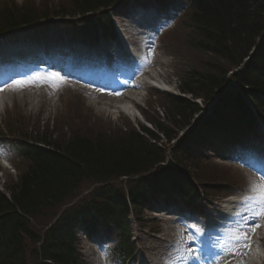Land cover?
Masks as SVG:
<instances>
[{"label": "trees", "instance_id": "trees-1", "mask_svg": "<svg viewBox=\"0 0 264 264\" xmlns=\"http://www.w3.org/2000/svg\"><path fill=\"white\" fill-rule=\"evenodd\" d=\"M112 1L72 0L71 6L78 12L86 13L110 5ZM211 3L206 2L204 7L200 0H192L197 11L192 22L198 35L190 36L188 45L198 50L203 58L199 59L196 69H190L180 87L184 95H191L192 101L176 96L164 97L168 105L164 111L165 116H158L156 120L148 118L154 131L145 126L141 132L132 128L120 135L110 136L89 131L85 135L75 133L63 141H51L45 135L43 140L49 150L32 148L31 152H24L27 159H33L32 166L14 189L12 203L0 195V264H29L30 245L39 243L40 238L31 230L27 218H39L47 211L56 210L84 182L106 184L123 177L153 173L144 179L148 185L143 191L142 183H138L130 192L133 204H138V200H151L160 187L187 186L180 172L181 166L187 168L188 161L182 157L185 149L177 145L170 156L172 161L167 168H162L167 159L164 141L174 140L176 132L192 124L194 116L201 112L195 100L202 97L208 101L224 86L230 67L240 66L243 58L248 55L252 41L264 26V0H211ZM34 15L35 12L27 7L23 13L21 9L18 12L16 8H4L0 13V30L13 27L19 21H24V18L34 19ZM248 21L250 25L246 27ZM249 65V73H241L235 79L242 82L239 83L241 86L248 87L244 97L241 100L235 95L226 97L225 102L216 107L215 119H207V132H213L219 126V116L228 121L234 114L237 121L249 125L250 121L245 120L246 114L240 119L236 114L243 109L244 99L263 110L264 52ZM193 133L192 139L198 140L201 126L198 129L196 127ZM98 194L100 203L68 212L54 228L47 231L41 247L31 251L36 260L31 264H45L38 262L39 258L54 264H79L74 242L68 238L69 228L77 215L83 211L93 216L113 214L126 207L125 196L119 191L104 188ZM95 206L101 208L97 214L92 210Z\"/></svg>", "mask_w": 264, "mask_h": 264}, {"label": "rangeland", "instance_id": "rangeland-1", "mask_svg": "<svg viewBox=\"0 0 264 264\" xmlns=\"http://www.w3.org/2000/svg\"><path fill=\"white\" fill-rule=\"evenodd\" d=\"M12 1L17 2L19 6H23L31 0ZM55 2H61L62 6L68 9L71 0H32V4H29L28 6L36 9H44L48 8V6ZM52 23L54 22L49 21V23L44 24L43 27L48 28ZM124 24H126V22H122L120 19L117 23V26H119V29L123 36L126 37L128 36V27L124 26ZM183 25L173 33L167 34V36L160 41V49L159 51H156L154 56L155 66L153 69L155 75H158L161 80L164 81L168 90L173 94H179V90L177 88H179L180 83H182V80L179 81V79H176L175 77V62H173L171 59V57H173L174 60H176V57L173 56L174 51H177V61L179 62L177 68L179 73L185 71L186 67L196 69V66L199 62L195 54H200L196 49L188 45L190 37L186 38L187 35H185L181 30L183 28ZM249 25L250 24L248 21L246 27ZM53 29L56 30L55 28ZM189 34L190 36H194L190 27ZM187 45L190 49L187 47ZM142 46L144 47V44H142ZM168 55L171 57H169ZM63 83L61 81H58V87L44 84V88L39 90V95L45 100L44 103L41 102V104H39L38 106L36 105L34 97H29V94H27L34 87L18 85L15 88L11 89V94H7L5 97L7 98L9 96H12V98L15 99L9 100L8 103L5 104L4 110L0 112V130L4 129L6 125H12L16 131L15 135L10 136L13 140H16L17 138L21 140L23 138L22 136L25 135L26 131L29 129L40 131L41 134H43V132L44 134L47 133L53 141L54 138L58 141H63L64 139H68L72 135H75V133L87 134V132L89 131H92L95 134H98V132H102L106 136L117 134L120 135L123 131H130L132 128H136L137 130H139L140 124L149 125V122L146 121L147 117L149 119L156 120L158 116H165L164 111L168 107L166 102L159 101L156 92H148L151 87H148V84L145 83L144 89L136 91V97L137 99H139L137 101L136 107L139 113H137V118L133 120L128 118L123 113H120V115H116L110 113V111L107 110H103V112L101 111L100 108H103L105 104L108 105L111 100L109 99L111 98V96H105L101 94L97 95L98 99L96 100H100L101 104L99 105L102 106H98V108L96 109L93 108V106L95 107L96 105H93L92 102L94 100L91 99L92 97H94L91 93L94 92L86 89L87 92L81 94L77 90L78 87L76 85L65 86ZM34 91L35 93H33V95L37 96V90ZM65 92L68 93V98L72 100L75 96L78 97L82 95V102L86 107L84 106L83 108V106H81V112L75 109L69 115L65 108L68 105H73V103L68 102L71 101L70 99H65ZM89 102H91L93 106H90ZM48 103H50V105H48ZM204 104L206 103L202 102L203 106H205ZM15 106H17V108H15L17 109V111L14 109ZM8 111H10V114L7 115ZM15 114L18 115L16 116ZM149 128L151 129V125H149ZM183 130L184 129L176 132L178 138H181V132ZM229 132L230 138H232L233 135L239 136L241 134V132L236 129L230 130ZM246 142L247 144L245 143L244 145L241 143V146H239L240 149L233 151V153L230 154V160L226 159L224 155L225 153H228L227 150L222 151V153L220 152L223 155L221 157L218 153L212 151L210 149V146H201L197 162L194 161L195 165L189 166L191 167L190 171L199 181L200 186L202 185L203 189L206 190V194L211 197L217 198L219 197L217 194H235L233 191H236L238 189L244 194H258L262 189L264 190V187H260L259 179L249 176L246 172L247 169L242 167L241 165L249 159H257L258 161H260L259 159L262 158L261 160H264V139L261 137H255V139H249ZM217 144H219L218 141ZM188 151L191 154L190 148ZM259 156H261V158ZM11 158L14 161L15 156L13 154L10 155L9 161H11ZM16 164L21 167V164ZM252 164L256 165L258 163L253 161ZM16 177L17 176L15 169H13L12 167L7 169L0 165V185L3 186V184L5 183L3 187L9 189L12 185L11 182L15 180ZM116 182L117 184H119V186H123L126 184V182L124 181ZM95 187L96 185H93L92 183L84 184L79 192H77L68 200L66 207L71 205L78 206L79 204L88 201L91 196L90 192ZM232 187H234V189ZM51 215L54 214L48 213L46 215V218L39 221H37L38 219H35L34 222L37 225L38 230L42 228L46 229V224ZM142 215V221L144 222H142L141 227L136 226L134 231V236L137 237V242L139 243L138 253L141 251L147 256L151 255L150 259H155V255L157 254L156 252L160 251L161 248L157 246L158 242H154L155 237L153 236L157 235H153L151 233L152 231L159 233L160 235H158L161 237L163 236L165 240L170 238H172L175 242L179 240L174 234H168L171 229L170 223L159 218L161 221L156 220L158 222V225H153L154 222H152V214L147 213ZM260 232L261 235L257 243H259V245L264 248V229ZM158 248L159 250H156ZM83 250L86 252L87 249L84 247ZM93 251L94 250L92 249V254Z\"/></svg>", "mask_w": 264, "mask_h": 264}, {"label": "bare ground", "instance_id": "bare-ground-1", "mask_svg": "<svg viewBox=\"0 0 264 264\" xmlns=\"http://www.w3.org/2000/svg\"><path fill=\"white\" fill-rule=\"evenodd\" d=\"M200 2H202V5L205 7L206 6V2L209 4H212L211 3V0H200ZM211 7V5H210ZM209 14H211L209 12ZM263 15H264V12H263ZM263 17H261L260 19H262ZM211 20V19H210ZM212 29V28H211ZM213 32H215L213 30ZM5 53L4 54V59L0 60V80H3L4 81V78H5V74H9V73H12L9 71V67H10V70L11 68L12 69H17L19 68V64H17L15 61L11 60L8 56V53L7 52H3ZM21 59L23 60L24 57H21ZM162 81V82H160ZM152 83L156 84L157 86L161 87V88H164L165 87V84H164V81L160 79L159 76H156L155 77V80L151 81ZM135 89H138L140 88L139 85L135 86L134 87ZM137 93L136 92H131L125 97L126 100L128 101H123V98L122 99H119L118 101H116L115 105H111V104H106V106H104L103 108H100L101 111L103 112V110H107V111H110V113H113V114H120V113H123L124 115L128 116L130 119H133L135 120L137 118V113L138 110H137V107H136V101H138L139 99H137L136 97ZM7 103V101H5V97L4 95H0V111L3 110V107L5 106V104ZM99 102L97 101H94L93 104L97 105ZM113 107V108H112ZM245 202L242 200H238L236 199V201H231V202H227L226 203V206H225V210L227 212H229L230 214H233V211H238L236 210V206L237 205H243ZM222 224H224V220H217L214 222V227L211 228L214 230L212 237L213 239H219V243L222 242L223 239H225V237L227 238V236H231V238H233L232 235L228 234V233H225V232H228L229 230L228 229H224L223 227L224 226H221ZM218 234H217V233ZM215 247V246H214ZM254 251L256 252V256L255 257H252L250 256L248 259H244V264H256L260 259L262 258V249L259 248L257 245L255 246L254 248Z\"/></svg>", "mask_w": 264, "mask_h": 264}, {"label": "snow or ice", "instance_id": "snow-or-ice-1", "mask_svg": "<svg viewBox=\"0 0 264 264\" xmlns=\"http://www.w3.org/2000/svg\"><path fill=\"white\" fill-rule=\"evenodd\" d=\"M14 83L16 84H20L19 81H15ZM0 91H3V89H0ZM248 200H251V201H255L261 205H264V191L261 192V194L259 195V197H248L247 198ZM256 215H259V216H264V209H262L261 211H259ZM261 227V224L255 219V216L253 217V225L250 226L251 228V232L252 233H255V231ZM250 242H251V236L248 234V233H245V237H244V248L245 250L249 247L250 245ZM246 252L242 251L240 253L241 256L245 255ZM235 255V253L233 254ZM239 264H244V261L243 260H240L239 261Z\"/></svg>", "mask_w": 264, "mask_h": 264}]
</instances>
